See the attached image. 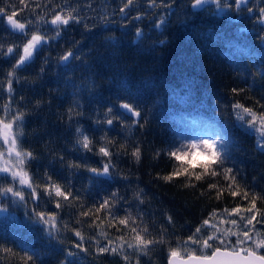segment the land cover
I'll return each mask as SVG.
<instances>
[{"label": "trees", "instance_id": "16d2710c", "mask_svg": "<svg viewBox=\"0 0 264 264\" xmlns=\"http://www.w3.org/2000/svg\"><path fill=\"white\" fill-rule=\"evenodd\" d=\"M27 2L32 6V14L29 15L30 9H25L19 16L29 19H34L37 13L44 15L53 6L44 7L47 0ZM89 3L91 8L87 6ZM120 3L121 0H69L66 4L65 0H55V4L65 7V11L69 5L78 7L84 21L79 25L71 24L62 33L60 41H52L51 47L34 63L17 72L20 82L13 84V107L23 95L27 115L22 146L37 156L29 165L37 182L43 177L45 168L58 182H64L68 177L86 205L118 190L121 197H126L124 207H128L135 204L133 193L143 189L145 204L139 207L146 213L150 231L156 234L160 226L166 224L164 214H170L175 226H169L168 236L175 246L177 238H186L214 208L231 209L246 202L231 196L223 197L220 202L209 200L200 197L197 189L182 187L180 181L166 184L155 179L157 173L167 174L173 163L165 156L154 159L156 149L210 139L217 130L227 128L234 141L229 145L230 164L239 170L238 180L251 190L264 194V153L257 149L254 135L246 134L238 126L233 127L237 122L231 109L233 101L252 106L253 98L264 96V43L259 39L264 35V25L257 23L247 12L220 14L215 12L214 5L205 6L206 11H193L188 0H175L171 9H149L152 14L147 18L133 21L123 28L121 16L114 14ZM35 4L41 6L36 8ZM9 5H19V0H0V7ZM261 5L264 0L251 1L254 9ZM146 8L147 5L140 0L133 14ZM169 12L172 14L165 15L166 23L156 29L153 22L160 14ZM255 15H259L258 11ZM84 24L91 26L92 31H86ZM136 26L143 30L140 38L135 35ZM73 41L81 42L74 50L79 52L83 62L73 60L65 66L58 57L73 47ZM0 42L7 47L12 42L20 43V40L0 26ZM8 70L9 63L0 59V84H3ZM233 88L244 91L235 95ZM129 91L136 103L151 110L147 127L129 132L119 126L112 130L102 125L99 127L105 131L99 130L94 121L97 115L103 116L106 110L103 105H110L117 96L122 100L129 99ZM7 96L6 91H0V106L7 101ZM37 100L42 101L38 109L34 108ZM76 100L83 106L79 109L83 115L69 126L65 113ZM77 126H82L94 141L106 132L109 138L120 143L131 141L129 148L139 142L143 152L140 163H135L130 155L114 157L119 174L106 183L90 178L83 169L68 170L54 157L63 154L65 161L79 162L87 156L88 165L97 168L102 167L104 159L92 153L75 151L74 131ZM91 129L97 130L93 132ZM193 160L194 163L206 162V158L199 154ZM120 175L128 179H120ZM200 187L202 185L198 184L197 188ZM46 199H42L41 208L55 211L52 204L44 203ZM257 206L264 207V204L258 203ZM8 209L0 214V242L12 247L17 255L0 260V264H20L22 249L36 254L37 264H60L64 258L61 249L67 248L75 238L70 233H61L63 243L52 241L49 244L48 238L38 230L39 226L27 218L25 207L8 205ZM130 210L136 214L135 207ZM75 211V207L63 209L61 224L74 221L75 217L70 214ZM119 214L123 215V209ZM82 227L86 235L97 231L86 224ZM100 230L108 232V239L120 235L107 220ZM97 239L101 244L106 242L103 236H97ZM85 246L89 253H78L76 264H125L118 255L97 256L91 241ZM135 259V254H131V264H135ZM167 263V245L156 246L150 257H140V264Z\"/></svg>", "mask_w": 264, "mask_h": 264}, {"label": "snow or ice", "instance_id": "6c2138e0", "mask_svg": "<svg viewBox=\"0 0 264 264\" xmlns=\"http://www.w3.org/2000/svg\"><path fill=\"white\" fill-rule=\"evenodd\" d=\"M69 0H65L68 4ZM140 0H121L120 6L114 10V14L121 16V27L127 28L133 21H141L152 13L149 9L164 8L171 9L175 0H143L147 8L143 11L133 10L138 7ZM191 10H208L205 6H215L216 13L235 11L237 15L247 12L257 23L264 25V5L258 9L251 6V0H188ZM48 8L44 15L37 13L34 19L19 16V13L32 6L27 0H19V5L0 7V26L9 35H14L20 43L12 42L5 47L0 42V59L9 63V70L5 75L3 84H0V91H6L7 101L0 106V213L8 212V205H18L26 208V216L33 225L39 226V231L48 238L49 244L52 241L63 243L64 237L61 233H70L73 239L67 248L61 249L64 258L60 264H76L78 253H89L86 242L91 241L95 245L97 256L108 254L121 256L125 264H131L130 255L135 254V264H140V257H150L151 252L159 245L168 247V264H264V207H258V203L264 204V194L253 191L249 186L242 184L238 177L239 170L232 159L229 145L234 144L232 134L227 128L219 129L210 139H199L190 143L181 142L178 146L173 144L166 149H156L153 153L154 159L165 156L173 161L171 170L167 174L157 173L155 179L166 184L181 182L184 188L197 189L200 197L215 199L220 202L225 196L233 199L239 197L246 202L243 206L236 204L231 209L214 208L206 218L184 238H177L175 246L172 245L168 236L169 226L174 227L175 221L170 214L165 213V225H161L159 231L153 234L149 224L145 220L146 213L140 205L145 204V193L138 189L133 193L135 204L124 207L126 197H121L118 190L112 191L108 196L91 205L82 202L79 193L73 188L71 179L64 178V182L53 179L52 174L45 168L40 182L29 171L30 162L37 159L33 151L24 148L22 137L24 136V120L27 115L26 106L23 104L24 97L20 96L16 107H13L15 89L14 82L19 83L17 72L24 70L35 62V59L51 47L52 41H60L71 24H82L84 17L79 14L78 7L68 6L67 11L62 5L55 4V0H47L44 7ZM22 6V7H21ZM40 4H35L39 8ZM89 8L92 5H87ZM258 11L259 15L255 13ZM162 13L153 22L156 29H161L166 23L165 15ZM19 17V18H18ZM47 17V18H46ZM102 19H107L103 17ZM86 31H92L91 26L84 24ZM264 31V29H262ZM51 33V34H50ZM135 35L137 38L143 36V30L136 26ZM259 39L264 43V35ZM80 41H73V47H69L59 57V61L67 66L71 61H82L78 51ZM164 43V41H160ZM47 57L44 62L47 63ZM43 72V67L41 68ZM243 89L233 88L235 95L243 92ZM122 100L120 96L110 105H103L106 110L103 116L97 115L94 121L98 129L105 131L99 126H107L115 130L116 127L127 129L144 130L149 123L151 110L147 106H141L131 98ZM42 101L37 100L34 108H40ZM82 105L76 100L67 109L65 116L71 126L74 120L83 115ZM232 113L235 116L236 124L246 131V134L254 135L256 147L264 153V96L253 98L252 106H245L239 101L231 104ZM78 122V121H77ZM91 129L90 131H96ZM75 134V151L92 153L101 156L102 167H90L87 163V156L80 161H65L63 154L55 156L62 166L68 170L83 169L90 174V178L101 183L113 180L119 174L117 165L113 158L123 155H130L137 164L142 159V146L139 142L132 144L131 141L120 143L109 138L107 133L94 141L82 126H77ZM202 155L206 162H195V155ZM106 178L100 180L99 178ZM219 178V179H217ZM120 179L127 180L128 177L120 175ZM201 184L202 187L197 188ZM45 204H52L55 211L41 208V201ZM31 204V207L29 205ZM76 208L74 221L61 224V211L65 208ZM136 208L133 215L131 208ZM123 209V215L120 211ZM103 213V216L101 215ZM233 217H238L235 219ZM107 220L110 227H114L120 235L114 239H108V232L101 231V226ZM99 222V223H98ZM94 228L97 231L92 235L84 233L83 225ZM81 225V227H77ZM228 225V227H223ZM259 226V227H258ZM97 236L105 237L106 242L101 244ZM55 251V247L52 249ZM20 264H37L36 254L27 249H22ZM182 253L184 255H182ZM17 253L12 247L0 242V260H6L9 256H16Z\"/></svg>", "mask_w": 264, "mask_h": 264}, {"label": "water", "instance_id": "95a60500", "mask_svg": "<svg viewBox=\"0 0 264 264\" xmlns=\"http://www.w3.org/2000/svg\"><path fill=\"white\" fill-rule=\"evenodd\" d=\"M252 1V0H251ZM168 264V263H167ZM177 264H179V259H177Z\"/></svg>", "mask_w": 264, "mask_h": 264}, {"label": "rangeland", "instance_id": "374dc122", "mask_svg": "<svg viewBox=\"0 0 264 264\" xmlns=\"http://www.w3.org/2000/svg\"><path fill=\"white\" fill-rule=\"evenodd\" d=\"M0 143H2V140H0ZM0 214H3V213H0Z\"/></svg>", "mask_w": 264, "mask_h": 264}]
</instances>
